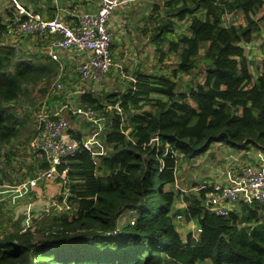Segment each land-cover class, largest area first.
Wrapping results in <instances>:
<instances>
[{
	"label": "trees",
	"instance_id": "trees-1",
	"mask_svg": "<svg viewBox=\"0 0 264 264\" xmlns=\"http://www.w3.org/2000/svg\"><path fill=\"white\" fill-rule=\"evenodd\" d=\"M263 8L264 0H169L163 16H152L151 41L160 62L177 57L174 78L136 70L124 92L79 97V107L93 108L104 122L98 136L107 154H96L74 136L81 149L67 161V187L76 211L55 219L43 241H33L31 228L11 232L12 224L3 225L0 264H264V203L217 217L202 206V190L177 211L182 194L174 187L178 158H201L214 143L245 155L250 147L264 149V69L254 81L245 54L261 31L264 18L256 17ZM233 12L244 15L245 25H225ZM8 15L11 20L15 9ZM185 20L189 35L181 33ZM7 25L0 18V149L19 138L11 109L25 87L59 71L51 58L37 61V53L26 56L9 45ZM201 63L202 82L184 86L176 80ZM35 151L47 170L45 155ZM126 211L135 219L118 228ZM178 214L196 220L202 229L197 240L191 233L183 239Z\"/></svg>",
	"mask_w": 264,
	"mask_h": 264
},
{
	"label": "built area",
	"instance_id": "built-area-1",
	"mask_svg": "<svg viewBox=\"0 0 264 264\" xmlns=\"http://www.w3.org/2000/svg\"><path fill=\"white\" fill-rule=\"evenodd\" d=\"M90 1L96 5L97 10L75 13L77 23L70 26L59 19L46 21L39 14L28 12L13 0L16 15L8 20L9 36L13 38L50 36L47 50L49 58L59 62L58 50L84 54L85 60L77 68L80 80L100 82L114 65L111 48L114 45L115 34L111 19L115 11L126 1ZM63 90V73L60 71L53 83L54 95L60 96ZM59 111L52 110L44 104L36 117V137L32 142V148L45 155L48 169L26 182L31 187L37 186L41 181L59 179L66 185L69 170L67 161L74 158L81 149L79 140L72 139L68 143L63 140L62 136L70 125ZM72 113L90 123L98 121L97 112L90 107L74 108ZM152 141L157 142L158 138L155 137ZM212 182L205 181L194 190L196 192L205 190L204 198L201 200L202 206L217 217L229 216L240 203H264V157H256L254 163L245 165L226 182ZM182 219V215L176 217V221ZM193 230L195 233L193 238L197 240L202 229L196 225Z\"/></svg>",
	"mask_w": 264,
	"mask_h": 264
},
{
	"label": "rangeland",
	"instance_id": "rangeland-1",
	"mask_svg": "<svg viewBox=\"0 0 264 264\" xmlns=\"http://www.w3.org/2000/svg\"><path fill=\"white\" fill-rule=\"evenodd\" d=\"M5 1L10 2L14 6V8L10 10L15 9V3L12 0ZM15 1L22 7L23 0ZM0 7L3 10V12L1 13L2 15L4 13V3H1ZM182 25L184 28L182 32L185 33V25ZM33 39L34 38L32 36L22 37L18 39L7 38V43L11 46H17V49H19L21 53L26 54V56H33L35 58V56L33 55L36 54L34 50L35 41ZM115 45L116 44L114 42V45L111 48V52ZM119 47L122 48L124 52H127L128 56L125 58L126 53H124L123 58L117 60V63H119L120 67H113L110 72L103 78L102 84L95 86L96 89H94L93 92L98 94L100 92H114L121 89H123V91H126L128 89L129 82L131 81L130 77L128 76H134L133 73L138 67V64L141 62L143 63V69L140 70L142 72H145L149 75H154L158 74L161 71L164 74L169 75L171 78H174V73L172 72H174V70L176 69V64H178L177 57L170 56L169 59L165 62H160L159 59L161 57V54H157L155 52V48L151 40L146 39V42L141 43L119 44ZM127 47H129V49H125ZM135 50L137 54L135 53ZM165 50H167V47L165 48ZM203 52L204 51H202V55L204 54ZM129 59L132 61V63L124 62L125 60ZM36 60H40L41 62H43L45 59L42 57H38V59ZM74 70L75 69L72 67H65V71L63 73L64 90L60 96L54 95L52 91L54 80L59 74L58 71V74L51 79L43 80L36 84L27 85L25 87L24 96L17 103H14L12 105L11 112L16 115V119L18 121L17 125L19 128V138L17 141H14L13 144L6 145L0 149V182H13L15 179L20 180L22 178H25L26 176L30 177V175H33V173H30L31 170H34L33 168H35V172L42 170L40 169V167L43 159H41L38 154L33 151L34 149L32 148V142L36 137L35 118L38 116L40 110L48 99L56 103L59 101L63 103L69 101L73 106L76 107L75 94L77 91L87 90V84L82 83L77 74V79H74L70 76L71 72H73ZM133 70L134 72H132ZM205 70L206 67L201 63L200 66L190 75H179L176 80H179L184 86L189 82H191L192 84L197 81L202 82L206 74ZM73 74L75 75V72H73ZM69 108L72 107L69 106ZM51 109L54 110L55 108ZM67 114L69 113H64V115H66L67 117L63 114L62 115L67 120L69 119V124L72 125V118ZM77 122L79 124L78 128H82L83 125L86 126V124L80 120H78ZM103 126L104 122L102 121L100 127L102 128ZM69 135L73 137L78 134L72 133ZM96 149L97 152H99L101 155L107 154V151H104L105 148L103 145L99 146ZM248 153L249 154H246V156L245 152H238L237 149H230L223 144L214 143L207 154H205L201 158H198V160H192L196 163H193L191 160L178 158L176 170V179L178 186L176 185L174 187L179 188L182 196H179L180 200L178 201L177 211L183 209V207L186 206L185 200L188 199L190 195L197 194L194 189L204 184L205 180H209V182L210 180L218 181L219 179L232 176L245 165L250 163L244 161L241 165H236L234 163L235 160L237 161L243 156L245 157V159H247V157L250 158L251 155L253 156L255 154V158L259 156L263 157L264 155L263 150H258L257 148L254 149L253 147L249 148ZM214 175L215 178H212L211 176ZM167 189H169V187ZM241 205L244 204H238L237 206H235L233 211H237L239 208H241ZM46 216L47 215L44 216V214H42L40 217H38V219H35V226L33 227V229H35L33 234L34 242L45 240V233H47L49 230H52L53 225L56 223L51 221L45 222ZM134 219L135 215L130 211H126L119 217L117 226L118 228L127 226ZM15 220V217L6 218V216H4L2 212H0V230L2 229L3 225L8 223V227H10V224H12L11 226L13 227L12 229H9V231H14V227H16L17 230H22L24 227L22 228V226H20L17 221L14 222ZM176 225L177 230L183 236V239H185L189 233L195 235L193 227L197 225L196 220H187L183 216V219L181 221H176ZM202 264L211 263L205 262Z\"/></svg>",
	"mask_w": 264,
	"mask_h": 264
},
{
	"label": "crops",
	"instance_id": "crops-1",
	"mask_svg": "<svg viewBox=\"0 0 264 264\" xmlns=\"http://www.w3.org/2000/svg\"><path fill=\"white\" fill-rule=\"evenodd\" d=\"M125 1L126 2L115 11L111 19L114 30L113 32L115 34L114 42L116 45L112 49V59L114 65L111 66L110 70L113 67H120L119 63H117V60L123 58L124 53H126L125 58L128 56L127 52H124L122 48L119 47V44L141 43L146 42V39L151 40L153 30L156 26V23L155 21H153L152 16H163L165 6L169 2V0ZM1 3H4V13L1 15L3 10L0 7V18L8 22V20L10 19L8 11L14 8V6L10 2H6L5 0H0V4ZM22 6L28 12L39 14L46 21L59 19L70 26H75L77 23L75 13L95 12L97 10L96 5L93 4L90 0H23ZM155 9L157 10L155 11ZM262 18H264V8L262 11H260L258 17H256V20ZM224 21L226 26L245 25L244 15L241 12H233L227 14L225 16ZM182 24L185 25L186 32L181 33L189 35V21L185 20L184 22H181V27H183ZM260 26V33L258 35H255V39L252 42L245 45V54L249 61V70L254 81H256L257 78L261 76V73L264 69V21L261 23ZM33 38V40L35 41L34 50L38 54V57H42L44 59L49 58L47 55V50L50 36H41ZM125 49H129V47ZM135 53L137 54L136 50ZM57 55L59 58V62L56 63L58 65L59 72L62 71V73H64L65 67H72L75 69L73 71L75 72V75L73 74V72H71L70 76L74 79H77V68L79 64L85 60L84 54L70 53L63 50H58ZM124 62L132 63L130 59L125 60ZM141 69H143L142 62L138 64L136 70ZM132 72H134V70ZM102 82L103 80H101L100 82H82L87 84V90H81L76 92V107L73 106L69 101H66L64 103L59 101L56 103L48 99L45 103V105H47L50 109L55 108L54 110H60L59 112H61V116H63L65 112H68L69 114L67 115L72 118V125L69 124L70 127L68 131L62 136L63 140L68 143L72 139H77L69 134H79L82 136V145L86 146L89 149H92L96 154H100L99 152H97L96 148L103 145V140L98 136L101 131L100 126L102 119L100 118L97 122L90 123L75 116L72 113V109L79 107V97L82 94H84L85 92L95 93L93 92L94 89H96L95 86L102 84ZM195 83L197 84L198 81ZM195 83H193V85ZM106 92L107 91H105V93ZM118 92L124 91L123 89H121ZM101 94L103 93L100 92L97 95ZM69 106L72 108H69ZM78 120L85 123L86 126L83 125L82 128H78ZM35 152L38 154L39 157H41L37 151ZM255 156L256 154L253 156L251 155L250 158L247 157V159L243 160H241L240 158L237 161L235 160L234 163L236 165H241L244 161L254 163ZM44 170L45 169H42L38 172H35L34 170L33 175H30V177L26 176L25 178H22L20 180L15 179L13 182H0V212H2L4 216H6V218L15 217L16 220L14 222L17 221L19 225L22 226V228L24 227L22 230L31 228L33 231H35V229H33V227L35 226V219H38V217H40L42 214H44V216L47 215L45 222H56L55 219L60 218V216L65 215L67 213L73 214L76 211L77 204L70 202V198L73 197V195L71 194L69 187H67L68 183L65 185L63 181H41L35 187H31L26 184L28 180L36 177L40 172H43ZM211 177L215 178V175ZM229 178L230 176L219 179L218 181H221L220 183H223L228 181ZM205 181L209 182V180ZM214 182L216 181H213L212 183Z\"/></svg>",
	"mask_w": 264,
	"mask_h": 264
},
{
	"label": "water",
	"instance_id": "water-1",
	"mask_svg": "<svg viewBox=\"0 0 264 264\" xmlns=\"http://www.w3.org/2000/svg\"><path fill=\"white\" fill-rule=\"evenodd\" d=\"M263 151H264V149H263Z\"/></svg>",
	"mask_w": 264,
	"mask_h": 264
}]
</instances>
